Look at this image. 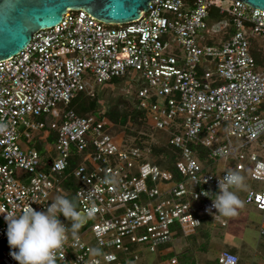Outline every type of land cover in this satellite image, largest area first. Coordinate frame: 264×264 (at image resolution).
Segmentation results:
<instances>
[{
    "label": "built area",
    "instance_id": "1",
    "mask_svg": "<svg viewBox=\"0 0 264 264\" xmlns=\"http://www.w3.org/2000/svg\"><path fill=\"white\" fill-rule=\"evenodd\" d=\"M147 8L119 24L67 9L0 60V264H17L5 216L28 206L44 212L65 196L60 179L72 151L79 154L75 202L86 221L76 235L69 230L56 264H121L155 254L173 241V226L194 229L202 216H215L212 199L225 172L264 183V61L251 53L252 42H264V10L239 0H150ZM211 11L229 29L218 43L204 32ZM119 78L133 82L135 107L177 151L179 180L170 182L147 159L150 149L114 139L98 121L104 111L79 115L68 107L78 93L93 96ZM45 128L56 130L55 155L46 161L19 143ZM243 202L264 212V189L248 186ZM217 261L237 264L238 257L222 250ZM165 264L179 263L171 257Z\"/></svg>",
    "mask_w": 264,
    "mask_h": 264
},
{
    "label": "clouds",
    "instance_id": "2",
    "mask_svg": "<svg viewBox=\"0 0 264 264\" xmlns=\"http://www.w3.org/2000/svg\"><path fill=\"white\" fill-rule=\"evenodd\" d=\"M225 173L224 178L219 180V192L212 199L214 218L217 215L234 217L238 214L237 210L243 207L241 199L232 189L240 191L246 188L244 176L235 170ZM94 214L95 208L87 211L88 217ZM61 216L71 222V232L76 235L82 227V214L63 195L56 196L44 212H37L28 206L19 215L5 216L7 242L14 250L10 252L12 259L17 264H56V253L64 246L69 232V228L60 221Z\"/></svg>",
    "mask_w": 264,
    "mask_h": 264
},
{
    "label": "water",
    "instance_id": "3",
    "mask_svg": "<svg viewBox=\"0 0 264 264\" xmlns=\"http://www.w3.org/2000/svg\"><path fill=\"white\" fill-rule=\"evenodd\" d=\"M264 10V0H239ZM150 0H0V60L21 51L34 32L55 26L67 9H82L96 20L119 24L135 20ZM81 223L85 224L83 213Z\"/></svg>",
    "mask_w": 264,
    "mask_h": 264
},
{
    "label": "crops",
    "instance_id": "4",
    "mask_svg": "<svg viewBox=\"0 0 264 264\" xmlns=\"http://www.w3.org/2000/svg\"><path fill=\"white\" fill-rule=\"evenodd\" d=\"M39 137L45 139L44 135L40 133ZM34 143L32 141L29 145L23 144V146H31ZM37 144L41 146L38 151L42 159L45 161L51 159V154L47 155L49 153L45 151L52 145L44 142L40 144L38 140ZM242 176L245 178L246 188L248 186L259 188V186L251 184L246 175ZM246 188L240 190V193L237 194L243 203V207L237 210L238 214L236 216L230 218L219 215L216 218L202 216L201 225L192 234L185 233L168 244L179 264H185L186 259L194 264H214L217 261L219 252L222 250L236 254L238 257L237 264H264V237L260 235L264 212L243 202ZM247 229L252 234L256 232L257 241L255 245L250 242L255 237V234H253L250 241L246 240L244 233L248 232ZM238 234L240 235L239 238L236 237ZM177 249L178 252L175 251ZM156 254L160 257L159 249L155 254L150 255L156 257ZM198 254H202V256L198 258ZM168 259H163L160 264H165Z\"/></svg>",
    "mask_w": 264,
    "mask_h": 264
},
{
    "label": "trees",
    "instance_id": "5",
    "mask_svg": "<svg viewBox=\"0 0 264 264\" xmlns=\"http://www.w3.org/2000/svg\"><path fill=\"white\" fill-rule=\"evenodd\" d=\"M208 19L218 24L224 22L223 16L219 15L216 11H211L209 13ZM208 42L211 43L212 41H208ZM251 53L256 63H261L262 61H264V57H261V55L258 52L253 51L252 48H251ZM121 80H122L121 78L113 79L111 83L116 84L120 82ZM97 101H98V98L96 94H94L93 96H86L82 93H78L74 97V99L70 102L68 107L71 108L75 113L79 115L95 113V112H98ZM263 109H264V105L262 106L261 110ZM98 121L101 122L105 128H109L110 130L113 127L124 128L126 125H128L129 122L138 123V124H140L141 122H147V123L149 122L147 116H145V114L142 111H139L136 107H133L130 111H128L125 107V102L122 99H119L113 105L107 107V109L103 113L99 114ZM39 133L44 135L47 144H54L56 140V130L55 129L45 128V129L40 130ZM136 143L139 144L138 141ZM31 146L35 147L37 150L41 149V146H39L37 143L32 144ZM151 152L153 155L157 157L156 164L163 171L169 174L170 182L180 179V176L175 169V161L178 155L176 150H174L170 145L166 143L165 147H161V148H156L152 146ZM197 154L201 162L204 163L205 162V157H204L205 151L202 148H199L197 151ZM78 163H79V154L72 151V154L68 159V166L63 171L62 177L60 179V186L67 191V194H68L67 198L70 199L74 203L77 211H78V208H77V205L75 202V196H74V191L76 188V180L73 177L72 173H73V169ZM62 219L68 225L70 234H72L71 222L66 221L63 216H62ZM84 228L85 226H82L77 232L82 231ZM172 229H173L172 237L173 239H176L185 233L192 234L197 228L188 229L186 227L175 225L173 226ZM0 249H1V243H0ZM159 254H160L161 260L165 258L166 259L171 258L174 256L173 250L171 249V247H169L168 244L159 247ZM185 264H194V263L192 261L189 262L186 259ZM214 264H219V263L218 261H216Z\"/></svg>",
    "mask_w": 264,
    "mask_h": 264
},
{
    "label": "rangeland",
    "instance_id": "6",
    "mask_svg": "<svg viewBox=\"0 0 264 264\" xmlns=\"http://www.w3.org/2000/svg\"><path fill=\"white\" fill-rule=\"evenodd\" d=\"M204 32L206 37L214 43L227 39L229 35V29L221 27V25L210 19L207 20V29H205ZM251 48L253 51L258 52L261 57H264L263 41L256 40L252 42ZM95 94L98 98V112L105 111L107 107L113 105L119 99H122L125 102V107L128 111L135 107V85L129 79H122L120 82L111 85H98L95 88ZM32 135L33 137L30 140L20 138L19 143L29 145L32 141L37 143V140L40 144L43 142L45 144L47 143L46 139L39 137V131L33 132ZM112 135L114 139L122 145H137L140 146V148L150 149L149 152H146V157L155 163L157 157L152 154L151 147H165L167 141V135L165 133L156 131L147 122H141L140 124L129 122L124 128L113 127ZM137 141L139 144L136 143ZM49 145H52V147H49V149L47 148L45 152L49 153L47 155L51 154V157H53L55 155L54 144ZM227 163L229 164H227V167L232 168L231 161L229 160ZM250 183L259 186L260 189H264V183ZM235 192L236 194L240 193V191L237 190H235ZM65 196L68 197V194L66 193ZM250 232L251 231L249 230L248 232L246 231L244 236L246 240L250 241L253 234H255V237H253L254 239L252 238L250 241L253 245H255V242L257 241V234L256 232L253 234ZM236 237L239 238L240 235L238 234ZM175 251L178 252V249ZM201 256L202 254H198V258ZM161 261L162 260L158 255L154 257L150 254H142V256L138 257L136 260L129 259L127 261H123L121 264H160Z\"/></svg>",
    "mask_w": 264,
    "mask_h": 264
}]
</instances>
